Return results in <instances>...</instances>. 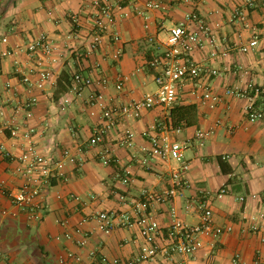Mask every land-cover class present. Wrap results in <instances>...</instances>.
<instances>
[{
  "label": "crops",
  "instance_id": "1",
  "mask_svg": "<svg viewBox=\"0 0 264 264\" xmlns=\"http://www.w3.org/2000/svg\"><path fill=\"white\" fill-rule=\"evenodd\" d=\"M95 0H3L0 5V55L3 51H17L13 57L0 56V95L5 105V117L0 119V128L13 119L23 129H35V141L39 149L54 160L65 150L77 154L82 146L84 161L68 165L66 183L54 181L45 188L37 202L45 204L46 210L38 212L36 219L13 204V194L23 180L17 174V158L23 153L22 141L10 137L4 129L0 132V264H100L101 257L108 260L128 261L140 253L143 239L138 229H121L105 234L98 228L94 216L107 211L132 212V206L121 200L140 199L145 190L162 193L171 189V173L178 165L147 157L143 164L140 150L150 147L143 133L152 131L159 123L169 118L161 108L146 111L139 119H127L110 131L101 147H91L89 139L102 124L100 110L90 107L88 101L95 91H101L108 106H120L141 100L156 92L155 72L146 67L155 51L148 38L155 44L166 41L168 29L185 22L187 13L197 11L217 36V51L228 56L211 59L214 48L206 46L194 53L193 58L219 72L210 80L212 91L224 98L217 108L211 110L198 103L186 85L177 105H197V118L191 126L179 127L180 132L171 133L175 140L191 141L186 158L190 171L186 177L190 187L174 200L180 218L190 225L199 223L197 207L186 210L190 202L200 201L205 194L211 196L227 185L229 195L212 201L213 219L218 226H232V233L213 239L204 237V247L195 260L188 264H253L264 260V120L250 123L245 118L246 101L226 97L229 88H245L249 83L264 87V37L250 53L237 51V47L252 41L256 34L264 32V10H245V21H233L235 11L244 7L245 0H206L202 4L175 2L167 11H150V28L131 6L132 0H118L123 10H117V30L121 41L110 37L98 53L85 56L86 44L92 29L90 15ZM140 9L144 1L139 2ZM127 13L128 16L124 14ZM80 17L75 24L72 17ZM78 31L81 39H69ZM41 34L48 35L60 48L62 58L55 67L53 81L44 91L29 89L23 82L20 69L32 65L24 49ZM7 40L5 43L4 40ZM123 48L120 62L113 63L110 55ZM144 67V71H135ZM96 67L109 78L106 89L97 86L87 88L79 97L70 92V80L77 72L92 73ZM120 74L131 79L122 91L115 83ZM97 75V74H96ZM38 103L33 108V117L25 120L24 113L16 114V107L31 98ZM70 100V104L62 103ZM95 111L97 116L91 115ZM126 129L136 134L135 148L118 145ZM198 130H213L204 147L195 142ZM110 148L117 163L103 165L98 153ZM128 171L133 182L124 185L120 175ZM74 198H79L76 201ZM245 198V202H240ZM169 205L153 204L150 211L164 227L171 222ZM3 211L10 214L5 216ZM87 220L86 222H83ZM253 224L260 231L253 233ZM69 236L70 238H67ZM71 255V256H70ZM138 264H165L159 257L152 262Z\"/></svg>",
  "mask_w": 264,
  "mask_h": 264
},
{
  "label": "built area",
  "instance_id": "2",
  "mask_svg": "<svg viewBox=\"0 0 264 264\" xmlns=\"http://www.w3.org/2000/svg\"><path fill=\"white\" fill-rule=\"evenodd\" d=\"M144 1V8L140 9L139 2ZM206 0H132L131 6L135 9L138 16L146 21L145 28H150V11H167L175 2L202 4ZM3 0H0V5ZM93 12L90 15L92 29L89 33L86 44L85 56L89 57L98 53L104 44V39L110 37L114 42L121 41V34L117 30V10H123V6L118 0H95L92 4ZM245 10H264V0H245L244 7L235 11L233 21H245ZM128 16L127 13L124 14ZM72 20L79 24L80 17L74 15ZM260 37H264V32L256 34L252 41L237 47V51L247 54L259 45ZM69 39H81L78 31H73ZM148 41L155 43V38L150 36ZM217 36L208 24L202 19L197 11L186 14L185 22L175 25L168 29L166 41L153 44L155 51H164L161 54L152 53V57L146 61V67L155 72L156 92L148 94L141 100L132 101L125 105L108 106L107 100L101 91L93 92L89 97L90 107L100 110L102 124L97 127L88 141L91 147H101L110 131L122 121L127 119H139L146 111L161 108L166 116H172V109L182 97L186 85H191L192 90L189 94L198 100L199 104L207 105L213 110L223 103L224 98L215 94L209 81L219 76L218 70L206 66L196 61L193 56L198 50L203 49L206 44L214 48L211 59L228 56V52H218ZM6 43L7 40L5 39ZM26 55L31 59L32 65L26 69H20L19 73L22 82L29 89L44 91L53 81L55 67L62 58L59 46L46 34H41L32 40L24 49ZM18 53L14 50H7L1 53V57H13ZM124 55L123 48L117 49L110 59L113 63H118ZM140 67L135 71H144ZM1 69V67H0ZM97 74V75H96ZM132 76L120 74L117 77L115 88L122 91L125 84ZM108 77L103 75L96 67L92 73L77 72L73 75L70 82V92L79 97L89 87L97 86L106 89L110 85ZM226 97L243 99L246 101L244 107L245 118L250 123L264 120V87L249 83L245 88H229L226 90ZM1 100V95H0ZM38 99L31 98L23 105L16 107L17 113H24L25 120L33 117V108L37 105ZM70 104L66 99L62 105ZM91 115L97 116L95 111ZM5 117V105L0 101V119ZM169 122V121H168ZM162 122L152 128V131L143 133L149 140L150 147H142L140 152L143 155V164L147 162V157L157 158L164 162H174L178 166L171 173L172 187L162 193L143 191L140 199H129L122 196L124 203L132 206V212L121 213L119 211H107L98 213L93 217L98 223V228L105 234H111L118 228L138 229L143 243L139 255L131 260H108L103 256L100 264H138L142 262H152L161 257L165 264H188L195 260L198 253L204 247V237L218 239L224 234L232 233V226H218L213 219L212 201L222 200L229 195L227 185L221 187L216 195L205 194L200 201L190 202L186 205V210L191 211L197 207L199 211V223L190 225L184 222L179 214L177 207L173 204L174 200L183 194V191L190 187L187 180V173L190 171V163L186 158L187 151L191 148V141H180L172 138L171 133L180 132L179 128H172L170 123ZM4 129L9 132L11 138L22 141L23 153L17 158V174L22 178L23 183L13 194V204L21 211L29 213L30 219H36L38 212L46 210L45 204H39V200L45 188L52 185L54 181L66 183L68 181L67 166L79 165L84 161L82 155L84 148L80 146L77 154L70 150H65L59 159L43 153L35 141V129H23L14 119L5 124ZM4 129L0 128V132ZM213 130H198L195 135V142L199 147H204L208 139L212 136ZM136 134L126 129L123 136L119 139L118 145L122 148H135ZM100 162L105 166L117 163L110 148H103L98 153ZM122 184L128 185L133 182L132 176L128 171L120 175ZM3 182H0V187ZM79 201V198H74ZM240 202H245V198H240ZM169 205L171 222L168 226H162L152 215L150 209L153 204ZM264 206V201H263ZM10 213L3 211V215ZM264 220V215L261 216ZM84 220L83 222H86ZM260 226L253 224L250 231L257 233ZM67 238H70L67 236ZM264 242V238L262 239ZM71 256V255H70ZM241 260L240 255H236L234 263L238 264ZM64 260L61 261L64 264ZM253 264H264V260L258 259Z\"/></svg>",
  "mask_w": 264,
  "mask_h": 264
},
{
  "label": "trees",
  "instance_id": "3",
  "mask_svg": "<svg viewBox=\"0 0 264 264\" xmlns=\"http://www.w3.org/2000/svg\"><path fill=\"white\" fill-rule=\"evenodd\" d=\"M72 79V78H71ZM71 82V80L69 81ZM70 86V84H69ZM197 105H175L172 109V116L169 118L172 128H179L184 125L191 126L193 120L197 118Z\"/></svg>",
  "mask_w": 264,
  "mask_h": 264
},
{
  "label": "rangeland",
  "instance_id": "4",
  "mask_svg": "<svg viewBox=\"0 0 264 264\" xmlns=\"http://www.w3.org/2000/svg\"><path fill=\"white\" fill-rule=\"evenodd\" d=\"M150 47H152L153 48V44L150 42ZM190 153L189 152H187V156L189 155Z\"/></svg>",
  "mask_w": 264,
  "mask_h": 264
}]
</instances>
